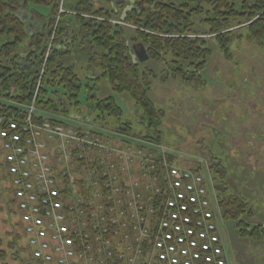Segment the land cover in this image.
I'll return each mask as SVG.
<instances>
[{
    "label": "built area",
    "instance_id": "obj_1",
    "mask_svg": "<svg viewBox=\"0 0 264 264\" xmlns=\"http://www.w3.org/2000/svg\"><path fill=\"white\" fill-rule=\"evenodd\" d=\"M36 100L37 92L19 110L0 109V186L12 197L25 264H232L206 175L179 166L163 144L77 127ZM104 194L114 241L97 228Z\"/></svg>",
    "mask_w": 264,
    "mask_h": 264
},
{
    "label": "trees",
    "instance_id": "obj_2",
    "mask_svg": "<svg viewBox=\"0 0 264 264\" xmlns=\"http://www.w3.org/2000/svg\"><path fill=\"white\" fill-rule=\"evenodd\" d=\"M59 10L60 0H0V109L19 110L37 92L39 110L62 116L74 113L81 83L74 65L66 62L74 42L64 47L61 37L77 26L92 48L89 63L99 70L92 77L98 81L106 78L114 92L130 95L148 132L136 137L155 143H163L162 136L150 131L164 115L150 97L157 74L142 68L134 58V46H143L149 60L168 64L173 78L191 83L200 82L212 57L208 39L216 40L226 60L233 57L231 45L244 38L238 33L241 29H247L248 41L264 44V0H68L55 48L48 51ZM203 14L209 31L199 34L194 17ZM88 101L96 123L122 115L113 97L97 99L89 94ZM120 128L133 134L129 124ZM218 198L224 220L235 222L240 237L264 242V225L253 226L244 220L253 216L246 199L219 188Z\"/></svg>",
    "mask_w": 264,
    "mask_h": 264
},
{
    "label": "rangeland",
    "instance_id": "obj_3",
    "mask_svg": "<svg viewBox=\"0 0 264 264\" xmlns=\"http://www.w3.org/2000/svg\"><path fill=\"white\" fill-rule=\"evenodd\" d=\"M104 2L100 5L104 6ZM67 4L68 0L64 1L63 6L60 2L59 12L61 7L67 12ZM239 5L240 2L238 8ZM205 15L194 17V29L199 34L209 31L208 25L203 22ZM23 17L28 19L26 15ZM62 19L64 17L58 13L54 22L57 20L61 24ZM48 20L45 18V21ZM31 22L35 23L36 20ZM43 23L41 21V26ZM74 28L61 37V40L74 42L71 46L72 54L66 62L74 65L81 83L79 105L73 112L94 120L96 114L88 101L89 94L97 99L113 97L122 115L119 118L107 117L97 124L121 130V124H129L134 134H148L142 114L130 95L114 92L106 78L98 81L92 77L99 74V70H95L89 63L90 54L83 56L78 52L82 43H88L84 38L86 34H82L77 26ZM36 29L39 30V27ZM42 30L40 27V31ZM54 30L53 28L52 33L57 32ZM130 32L131 29L127 30L128 34ZM238 33L244 38L231 45L233 57L230 60L225 59L215 39H208V46L213 54L200 74V82L188 83L175 79L170 75L168 64L153 59L142 63V68L157 74L150 97L164 113L150 133L153 135L159 131L164 146L177 151L179 158H184L188 166L199 168L196 163L191 162L195 159L203 163L205 166L202 167V173L216 180V189L226 190L227 195L246 199L253 216H247L244 220L256 226L264 225V44L248 41L247 29H241ZM59 92L63 93L61 89ZM52 115L48 113V116ZM67 117L73 118L68 119L70 122L77 118L74 114ZM75 126L79 127V124L76 123ZM118 144L122 146L125 143ZM180 149H185L186 152ZM116 153L118 156V152ZM104 198L105 224H100L97 228L101 236L106 238L108 234L114 241L120 235L107 226L110 222L107 215L109 201L105 194ZM12 211V197L0 186V264H24L21 248L23 242L13 227L15 218H11ZM101 215L103 212L98 214V219ZM221 224L224 225V246L232 264H239L242 260L245 264H264V242L240 237L237 234L239 229L233 221Z\"/></svg>",
    "mask_w": 264,
    "mask_h": 264
},
{
    "label": "crops",
    "instance_id": "obj_4",
    "mask_svg": "<svg viewBox=\"0 0 264 264\" xmlns=\"http://www.w3.org/2000/svg\"><path fill=\"white\" fill-rule=\"evenodd\" d=\"M81 55H83V56H87L88 54H90L91 52H92V48L87 44V42L85 43H82L81 44V47L79 48V51H78ZM75 120L73 121V123H74V125L76 124V123H78L79 124V126H82V124H84L85 126H87L86 125V123H87V121L89 120L88 118H84V117H82V118H74ZM133 138H135L136 137V135L133 133L132 135H131ZM185 150V149H184ZM184 150H182V149H180V151H184ZM184 152H186V151H184ZM188 152V151H187ZM177 154H178V152H177ZM185 154H187V153H184V155ZM190 154V153H189ZM179 155V154H178ZM192 163H196L198 166L197 167H199V168H202L203 166H205L203 163H201L200 161H198V160H192L191 161ZM179 163H186L185 162V159L183 158H179ZM190 164V163H189ZM214 167H216V166H214ZM210 169V168H209ZM132 170V169H131ZM132 178L133 179H131V180H137V179H140V174H138L137 172H135V171H133L132 170ZM214 182H216L215 181V179H214ZM239 264H245L244 263V260H242V261H239Z\"/></svg>",
    "mask_w": 264,
    "mask_h": 264
},
{
    "label": "water",
    "instance_id": "obj_5",
    "mask_svg": "<svg viewBox=\"0 0 264 264\" xmlns=\"http://www.w3.org/2000/svg\"><path fill=\"white\" fill-rule=\"evenodd\" d=\"M133 51H134V57L135 59L138 60L139 63H145L149 60V56L146 52V49L143 46L141 45L134 46Z\"/></svg>",
    "mask_w": 264,
    "mask_h": 264
}]
</instances>
